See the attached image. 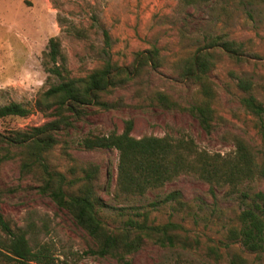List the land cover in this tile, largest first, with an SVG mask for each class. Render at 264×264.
<instances>
[{
  "label": "rangeland",
  "instance_id": "obj_1",
  "mask_svg": "<svg viewBox=\"0 0 264 264\" xmlns=\"http://www.w3.org/2000/svg\"><path fill=\"white\" fill-rule=\"evenodd\" d=\"M215 34L239 42L244 55L239 61L224 56L208 72L216 91L213 107L221 119L206 134L187 112L154 105L148 96L161 90L179 102H190L194 86L175 80L169 67ZM50 36L59 38L72 75L83 74L103 58L127 64L134 52L151 45L158 48L162 58L159 69L149 74L146 86L137 90L129 83L115 89L110 98H120V106L90 112L47 153L50 166L66 175L71 163L79 166L86 161L99 165V182L105 168L111 171L110 193L99 191L105 204L99 217L108 226L145 215L149 223L179 224L181 234L198 240L191 250L144 244L131 254L128 264H228L233 251L251 264H264V251L243 248L230 233L231 228L238 227L237 214L248 196L264 190V176L244 181L230 195L222 187L213 186L209 191L204 181L187 173L142 195H113L116 151H85L79 145L87 130L104 134L111 129L120 131L122 121L130 119L134 137L186 134L199 149L220 154L232 150L234 140L240 139L254 161L264 163V133L256 118L240 104L246 92L236 84L237 77L247 78L253 96L264 100V0H0V104L15 101L31 105L36 91L47 86L40 58ZM46 119L34 110L24 118L7 117L4 123L24 128ZM172 189L182 195L180 208L162 201ZM0 193L2 213L17 226L29 228L31 245L45 243L53 264H121L113 258L86 253L93 247L91 239L65 210L39 194L30 180L19 176L14 161L0 168ZM207 245L217 247L216 257L206 253Z\"/></svg>",
  "mask_w": 264,
  "mask_h": 264
},
{
  "label": "trees",
  "instance_id": "obj_2",
  "mask_svg": "<svg viewBox=\"0 0 264 264\" xmlns=\"http://www.w3.org/2000/svg\"><path fill=\"white\" fill-rule=\"evenodd\" d=\"M180 1L199 3L208 0ZM103 39L107 43L105 33ZM243 52L239 42L223 34L209 35L202 45L175 59L169 67L175 80L194 86L195 95L190 102L182 103L161 90H154L148 96L150 103L164 109L185 111L206 134L210 133L221 118L213 107L216 91L208 72L218 59L225 56L239 61ZM65 60L59 38L48 37L40 58L47 86L36 91L31 105L15 101L0 104V168L5 162L14 161L20 177L30 180L39 194L46 195L58 208L65 210L91 239L93 247L86 250L88 254L128 264L131 254L144 244L183 250L196 248L198 240L181 234V226L174 222L149 223L142 215L140 219L128 218L121 225L108 226L99 217V211L105 206L99 191L109 192L111 171L105 168L99 182L100 167L92 161L79 166L71 163L66 175L50 166L47 160V153L61 136L74 129L76 123L84 121L90 112L122 104L120 98H110L115 89L131 83L141 90L148 84L149 74L162 64L158 48L151 45L136 51L124 65L103 58L79 75L70 74ZM236 84L246 92L240 97V104L256 118L264 133V100L253 96L247 78L237 77ZM34 110L47 119L24 128L9 127L4 123L7 117L24 118ZM131 125L130 119H124L120 131L111 129L104 134L87 130L79 139V145L85 151H116L113 195H142L147 190L160 188L180 173L201 179L209 191L213 186L222 187L230 195L238 191L244 181L264 176V163L257 164L240 139L234 140L229 152L209 153L199 149L186 134L134 137ZM181 198L180 191L172 189L163 195L162 201L171 202L177 209L182 205ZM237 219L238 227L231 228V236L247 250L264 251V190L248 196ZM28 231L29 228L17 226L0 210V264L54 263L45 243H29ZM205 250L211 257L218 255L214 245H207ZM227 263L251 264L238 251L229 254Z\"/></svg>",
  "mask_w": 264,
  "mask_h": 264
}]
</instances>
